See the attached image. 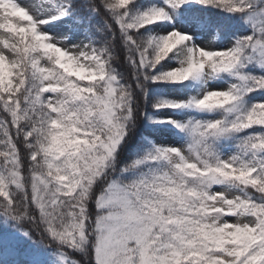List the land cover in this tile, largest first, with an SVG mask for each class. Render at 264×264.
Instances as JSON below:
<instances>
[{
	"label": "snow or ice",
	"instance_id": "obj_1",
	"mask_svg": "<svg viewBox=\"0 0 264 264\" xmlns=\"http://www.w3.org/2000/svg\"><path fill=\"white\" fill-rule=\"evenodd\" d=\"M0 264H264V0H0Z\"/></svg>",
	"mask_w": 264,
	"mask_h": 264
}]
</instances>
